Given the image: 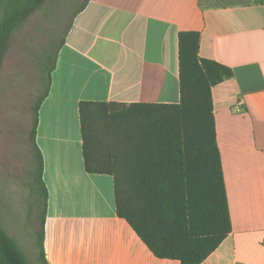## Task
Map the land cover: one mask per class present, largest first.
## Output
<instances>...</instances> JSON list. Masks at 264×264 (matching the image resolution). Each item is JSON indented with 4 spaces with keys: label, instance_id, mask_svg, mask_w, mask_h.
<instances>
[{
    "label": "crops",
    "instance_id": "1",
    "mask_svg": "<svg viewBox=\"0 0 264 264\" xmlns=\"http://www.w3.org/2000/svg\"><path fill=\"white\" fill-rule=\"evenodd\" d=\"M181 32L233 71L212 90L232 233L202 264H264V0H91L41 106L49 264H181L154 256L117 213L114 179L85 169L82 102L179 104Z\"/></svg>",
    "mask_w": 264,
    "mask_h": 264
},
{
    "label": "trees",
    "instance_id": "2",
    "mask_svg": "<svg viewBox=\"0 0 264 264\" xmlns=\"http://www.w3.org/2000/svg\"><path fill=\"white\" fill-rule=\"evenodd\" d=\"M90 1L0 0V79L12 45L19 44L26 26L33 20L56 24L38 58V88L28 107L27 224L41 264H49L44 251L49 192L37 144L39 113L49 96L60 51ZM200 42L197 32L178 35L179 104L79 106L86 171L112 176L119 218L156 258L181 264H202L232 233L212 90L232 78L233 71L201 58ZM0 264H31L1 221Z\"/></svg>",
    "mask_w": 264,
    "mask_h": 264
},
{
    "label": "rangeland",
    "instance_id": "3",
    "mask_svg": "<svg viewBox=\"0 0 264 264\" xmlns=\"http://www.w3.org/2000/svg\"><path fill=\"white\" fill-rule=\"evenodd\" d=\"M55 28L54 22L36 20L26 26L19 44L12 45L0 79V221L31 264L41 261L27 224L31 170L28 107L38 88V58Z\"/></svg>",
    "mask_w": 264,
    "mask_h": 264
}]
</instances>
